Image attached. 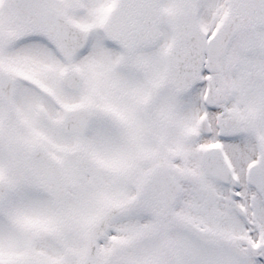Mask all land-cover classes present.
<instances>
[{
  "label": "snow or ice",
  "instance_id": "snow-or-ice-1",
  "mask_svg": "<svg viewBox=\"0 0 264 264\" xmlns=\"http://www.w3.org/2000/svg\"><path fill=\"white\" fill-rule=\"evenodd\" d=\"M0 264H264V0H0Z\"/></svg>",
  "mask_w": 264,
  "mask_h": 264
}]
</instances>
